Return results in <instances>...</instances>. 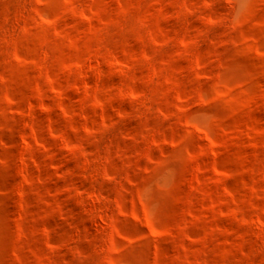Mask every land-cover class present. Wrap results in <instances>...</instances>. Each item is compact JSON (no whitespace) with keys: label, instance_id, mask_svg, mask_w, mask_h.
Wrapping results in <instances>:
<instances>
[{"label":"rangeland","instance_id":"obj_1","mask_svg":"<svg viewBox=\"0 0 264 264\" xmlns=\"http://www.w3.org/2000/svg\"><path fill=\"white\" fill-rule=\"evenodd\" d=\"M0 264H264V0H0Z\"/></svg>","mask_w":264,"mask_h":264}]
</instances>
